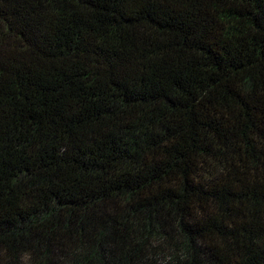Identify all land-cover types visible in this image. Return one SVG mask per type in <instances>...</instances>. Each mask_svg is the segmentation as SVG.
Masks as SVG:
<instances>
[{
	"label": "trees",
	"instance_id": "trees-1",
	"mask_svg": "<svg viewBox=\"0 0 264 264\" xmlns=\"http://www.w3.org/2000/svg\"><path fill=\"white\" fill-rule=\"evenodd\" d=\"M0 264H264V0H0Z\"/></svg>",
	"mask_w": 264,
	"mask_h": 264
}]
</instances>
